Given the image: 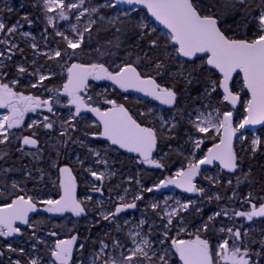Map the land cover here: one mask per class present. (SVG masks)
I'll use <instances>...</instances> for the list:
<instances>
[{
    "label": "snow or ice",
    "instance_id": "1",
    "mask_svg": "<svg viewBox=\"0 0 264 264\" xmlns=\"http://www.w3.org/2000/svg\"><path fill=\"white\" fill-rule=\"evenodd\" d=\"M26 6L22 0L20 8ZM137 6L146 9L163 30L158 31L148 23L147 17L135 16ZM32 7H39L44 15V33L51 28L54 36L60 38L57 47L44 52L35 42L31 43L33 54L55 62L66 74V79L60 86L48 87L45 81L52 80L57 75L55 71L38 65L36 59L30 64L13 60L17 53L23 56L24 49L11 37L23 23L33 24L29 14H23L10 26L0 19V45L5 46L0 50V109L7 110V114L0 115V146H3L0 147V161L7 163L8 146L13 138L20 142L17 152L39 161L43 150L39 147L37 130L41 128L48 133L59 128L58 135L63 139L53 145L57 157L61 154L60 148L72 144L85 146L83 140L73 137V133L78 131L79 120H86L84 114L92 113L100 130L84 132V136L109 142L102 150L88 148L96 158L95 163L105 166L104 171L90 166L83 168L93 181L100 182L99 186L90 182L93 192L103 196V182L117 175L115 170H110L106 158L111 146L136 153L141 158L140 163L156 169L167 167L164 158L169 153L182 156L186 164L150 187L137 180L139 190L131 201L126 199L128 188L123 189V195L117 193L114 201L111 195L107 202L97 201L98 218L88 221L89 235L84 237V242H79L78 235L56 239L48 247L47 260L39 255L37 244H45V241L36 236V224L29 214L38 213L42 208L48 213L70 212L75 217H87L88 202L93 197L78 199L72 168L58 166L57 161H52L50 168L58 172L52 181L60 190L58 199H37L27 193L20 194L25 192L21 182L12 179L9 183L7 176L22 169L0 165V237L7 239L20 235L17 222L32 228V238L36 242L31 245L28 264H72L74 249L81 254L79 264H85V259L87 264H174L173 257H178L179 264H264V231L253 234L243 225L236 227L235 223L232 226L224 223L225 218L232 221L243 218L248 222L264 218V196L258 197L250 191L239 200L235 189L231 195H207L208 190L195 182L202 173V166L214 162L228 173L241 172L236 177L237 185L241 178L249 184L256 182L251 179V165L243 171L245 155L240 153L254 161L258 153L264 155V141L253 138L247 149L242 148L239 153L233 141L246 126L264 124V0H35ZM109 11L111 15L106 14ZM73 18L76 23H71ZM60 21L68 22L67 30L59 26ZM102 32L110 33L103 44L98 39ZM20 35L35 40L31 32L24 31ZM44 40L47 46V35ZM60 44L63 47H59ZM5 61L12 62L15 67L11 79H8L9 65ZM236 76L242 78L241 90H246L247 100L242 101L241 93L233 87ZM22 80L25 81L23 85ZM161 80L165 82H159ZM91 81H110L124 92L143 93L167 106L168 114L151 108L142 111L141 117H151L145 124L134 118L124 104L100 93L103 104L109 106L102 110L93 106V97L87 95ZM18 85L25 89H44L52 95L42 99L39 95L18 90ZM61 96L67 98L66 104H62ZM238 103H243L245 115L234 125L233 111L228 106L235 109ZM54 105L69 108V116L63 120L54 119ZM38 109H45L52 116L44 115L42 120H33L24 126L25 115L36 113ZM22 126L32 130L30 135H16L12 131L22 129ZM181 132L183 144L179 143ZM239 139L246 138L241 134ZM208 140L214 142L204 151ZM172 141L178 146L174 147ZM161 145L169 152H163ZM26 147L35 151H25ZM158 150L159 159L153 158V153ZM77 159L83 166L84 160ZM23 171V183H26L33 178L32 172L27 166H23ZM37 171L43 180L44 170ZM204 178L213 186L220 183L217 177ZM128 179L131 182L132 178ZM170 185L185 193L198 194L202 199L199 202L191 198L176 199L175 207H172L168 204L170 198H166L163 208L159 202L147 203L144 209L140 208L138 202L145 200L144 193H153ZM227 185L231 188L233 181L227 180ZM222 200H238L241 206L248 205V209L221 205ZM212 201L217 203V210L207 214L205 219L204 205ZM106 203H111V208L106 209ZM129 211L143 215L135 225L139 230L129 229L125 240L120 234L124 233L125 225L132 222L122 214ZM149 213L159 219L158 225L155 220L149 221ZM102 222H107L101 229L103 234L93 238V228ZM146 224L148 231L145 233ZM189 227H195V232H189ZM174 230L176 234L172 235ZM181 233L193 238L184 239ZM206 234H218L220 239L210 243ZM48 235L56 237L58 234L52 231ZM6 253L26 254L24 248L8 243L6 251L0 249V264H4ZM8 264L22 262L8 256Z\"/></svg>",
    "mask_w": 264,
    "mask_h": 264
},
{
    "label": "trees",
    "instance_id": "2",
    "mask_svg": "<svg viewBox=\"0 0 264 264\" xmlns=\"http://www.w3.org/2000/svg\"><path fill=\"white\" fill-rule=\"evenodd\" d=\"M13 3H9L7 0H0V14H2L3 16H7L8 15V8H13V11L17 10L19 8V4H21L22 0H13ZM35 2V0H23V3H25L27 6L24 8H20V10L15 11L14 15H18V17H21L23 14L27 13L30 15L31 19L33 20V24L31 26H29L26 23L24 24V27H30L33 32L39 36L40 33L44 32V28L46 26V22L44 19V15L41 12L39 7H32L33 3ZM96 2H101V0H96ZM5 3V4H3ZM5 9H3L4 7ZM106 14L111 15V12H106ZM135 16H137L138 18L143 19V16L146 17V12L142 11V10H137L136 13H134ZM17 17V18H18ZM23 22V21H22ZM155 27V26H154ZM158 31L162 30L160 28H157ZM51 33L52 35V39L51 44L52 47H57L58 46V41L60 40L59 37H55L52 30L49 28L48 29V33ZM110 37V33H100L98 39L99 42L101 44L104 43V41L106 39H108ZM155 38V37H153ZM39 50L42 51L44 49V46L42 43H39ZM59 47H63L62 44L59 45ZM17 56L13 57V60L16 63H25V64H30L31 61L35 58H31L30 56V52H24L23 56H21L19 53H17ZM123 54V53H121ZM5 63H7L9 65V68L7 69L9 71V77L8 79L12 78V75H14L15 73V67L12 64V62H8L5 61ZM38 65H43L46 66L48 69L53 70L57 73L56 76L53 77L52 80L50 81H45V84L48 87H52V86H60L62 85V83L64 82V80L66 79V74L63 73L62 69L58 66H56L55 62H50V61H46V58L44 56L40 57L38 59ZM7 81V80H6ZM161 83H164L165 81L161 80L159 81ZM25 83L24 80H22L21 84L23 85ZM106 84H101V83H97L95 85H93L91 87V89H89L88 91V96H92L93 97V105L96 106L97 104H101L104 108L109 107L106 104H103L102 102V98L100 96V93H104V95H106L108 98L110 99H115L118 103L120 104H124L127 107H138L139 110L137 111V113L140 115V110L142 107V104L139 103H135V102H130L127 100L125 93H123L122 91H119L118 89L114 88L112 90H106L104 91L103 88H105ZM233 87L236 91H239L241 93V100L244 101L246 99H248L249 97L245 94L246 91L245 90H241L242 89V78L241 77H237L234 82H233ZM99 88H101V90H99ZM18 90H24L25 94H33V95H41L42 93H44V89H31V88H23L21 85L17 86ZM223 107V106H221ZM56 105H54V110L56 112V117H53L54 119L58 118L59 120H63L66 119L64 118L60 113H59V109H55ZM66 107L63 109L66 111ZM229 110L233 111V115L235 118V122L237 120H239L240 118L242 119L245 115L244 112V107H243V103H240L238 106L235 107V109H232L231 106H228ZM85 114H91V113H85ZM47 115H49L50 117L52 116L51 113H47ZM79 119V118H78ZM185 127H187V125H185ZM77 128L78 131L73 133V137L76 138L78 137L80 140H83L85 143V146H80V145H76V144H72L69 145L68 148H60V156L57 157V153L55 148L53 147V145H56L58 143L59 140L63 139L61 137H59L58 133H59V128L57 127V129L53 130L51 133L46 132V130L44 129H39L38 131V139L40 141V145L39 147L43 150L42 151V157L39 161H33L32 158L30 156H25L23 155V153L17 152L16 149L20 146V142L18 140H15L13 138V142L11 145L8 146V150H9V157L7 158V163H5L4 161H0V165H3L4 167H16V168H21L22 170L19 172H13V173H9L7 176V180L9 181V183L11 182L12 179L17 180L18 182H21V187H23L25 189V192H22L20 194H25L26 192H28L29 194H39L41 192H44V194H47L48 192H50L52 190L53 193H55L56 195L58 194V186L54 185L52 183L53 180H55L58 176V172L56 171V169L54 168H50V164L52 161H57L58 162V166H70L74 169V172L77 176V181H78V186H79V191H80V198L84 195H93V201H91L90 203H88V207L92 206L94 204V202L96 201V197L98 196V194L100 195V193L97 192H93L91 190V184L89 182H86V180L83 179L82 175L79 174L80 171L83 170L84 167L88 166V165H93L94 167L97 166H101V164H96L95 163V157L88 152V148L89 147H94V145L97 143L95 141L94 144H92V137L91 136H84V132H97L100 129L98 127H96V125H92L90 122L87 121V117L86 120L81 119L79 120V123L77 124ZM32 130H30L31 133ZM258 132L259 138L264 141V128L260 129ZM14 133H16V135H22L19 134L17 131H14ZM26 135V134H25ZM181 140L179 141L180 144L184 143L183 140V132H181ZM253 135L251 131H247V138L243 141L238 140L236 142V150L238 151V153L240 152V149H247V147L249 146L251 140L253 139ZM214 141L208 140L206 141V145L204 146V151L207 150V147H211L212 143ZM98 143H102V149H104L106 147L105 142L104 141H100ZM172 145L174 147L178 146L176 141H172L171 142ZM3 147V146H0ZM92 147V148H93ZM101 149V150H102ZM163 152H169V149L166 147H163ZM25 151H35V149H31L26 147ZM241 155H245V160L244 163L242 165V169L244 172L247 171L248 167L251 165L252 166V176L251 179L256 181L255 183L249 184L248 182L244 181L243 178H241V182L239 183V185L236 184V177L241 175V172H238L235 175H231L229 174L227 171H224L221 175V180L220 183L217 184L216 186H213L210 184V182L203 178L202 182H203V187H205L208 191H207V195H211L213 193H218L221 196H225V195H231V192L233 189H235L238 193V197L239 200L246 196L247 192H253L255 195L259 196H264V155L262 154H257V157L254 161H249L246 157L245 153H240ZM77 157H79L81 160H84V165L79 166V161L77 159ZM107 159L109 160V165L110 167L115 170H117V175L114 176L112 178L111 181H105V183H103V191H104V197L106 199L109 200V196L111 195L112 200H115V196L117 193H121L123 192L124 188H129V192H131V190L135 189V185L132 182L129 181H120L118 180L116 177L120 176L121 173H123L122 175L126 176L127 173L129 172L128 168L130 163L123 158L120 157H114L112 154H108L107 155ZM164 162L166 163L167 167L163 170L161 169H157V172L152 171L151 176L149 178V182H152L153 180H156L158 178V174H160L162 177H166V176H171L173 174V172L175 171L177 164H186V161L184 160V158L182 156H177L174 153H169L168 156H165L164 158ZM23 166H27L28 169L31 170L32 172V179L27 180L26 183H23V181L25 180V173L23 171ZM37 169H43L44 170V179L41 180L40 179V175L41 173L39 171H37ZM132 172V171H131ZM130 172V173H131ZM231 179L233 181V185L231 188H229V186L227 185V180ZM157 181H159V178L157 179ZM98 186L100 185V182L95 183ZM119 185L120 187L117 188L116 186ZM109 189H111V193L109 192ZM186 197V194H183ZM198 196V202L200 199H202L201 197ZM221 205L224 204H228L230 207L238 209V210H247L248 209V205H243L241 206V204L239 203L238 200H234L232 202H229L227 200H222L220 202ZM140 208H144L145 205H143V202H140ZM217 210V203L215 201H212L211 203H205L204 205V212H205V219L207 214H210L212 211ZM93 212V214H92ZM95 211H90L89 215L96 217V214H94ZM186 215V214H185ZM191 219V218H189ZM152 220L156 221V224L158 225L160 223L159 219L153 215H151L149 213V221L151 222ZM228 219L225 218L224 223L227 221ZM88 221H91L90 218H86L85 220L80 221L77 224H81V226H74V224H67L64 221L60 222V223H56V222H51L48 221L47 219H36L34 224H36V236L39 237L41 234H46L52 231L57 232L60 236H64L67 235L66 233V226H70L72 232L69 233V237H71L72 235H78L79 236V242L82 241V237L84 238L85 235L88 236L89 233L87 231V223ZM198 221H193V223H197ZM107 224V222H106ZM104 227L105 225H100L99 227ZM93 228L92 233L95 234L98 231V228ZM145 228L148 229V225H145ZM74 230H78L76 232H74ZM189 232H195V227H189ZM32 232L33 229H30V238L29 241L26 243V247L31 248V244L32 242H36L35 239L32 238ZM85 233V235H84ZM98 233V232H97ZM103 234V233H101ZM126 234V230L124 229V233L120 234L121 239H127ZM175 230L172 232V235H175ZM68 236V235H67ZM182 238H193L187 234L181 233ZM206 238H208L210 240V243H215V241L217 239H220L219 235L217 234L216 236H212L210 234H206ZM89 243H91V241H89ZM37 246H40L39 248L37 247L38 251H41V256H43L45 259H48V247H50L49 245L44 246L43 244H37ZM42 249V250H40ZM88 250V249H87ZM26 254L23 256V264H28V258L27 255L28 253L25 252ZM6 261H8V254L6 257ZM173 262L174 264H179V260L178 257H173ZM87 264V263H85Z\"/></svg>",
    "mask_w": 264,
    "mask_h": 264
},
{
    "label": "flooded vegetation",
    "instance_id": "3",
    "mask_svg": "<svg viewBox=\"0 0 264 264\" xmlns=\"http://www.w3.org/2000/svg\"><path fill=\"white\" fill-rule=\"evenodd\" d=\"M7 1H8V4L11 3V2H14L13 0H7ZM3 4H5V3H3ZM18 10H20V8L17 9V10H15V11H18ZM15 11L9 12L7 16H5V15L3 16L2 14H0V17H3V20L5 21V23H7L10 26V25L14 24L17 20L20 19V17H18V15H14ZM21 23H23V22L21 21ZM23 26H24V24H23ZM27 29H30V27H27ZM14 37H15L16 40L20 39V35L15 34ZM97 83H99V82H97V81H91L90 82V88L89 89H91V87L93 85L97 84ZM89 89H88V91H89ZM116 89H118L119 91H122L123 93H125V96H126V98H127L128 101L142 104L140 113L142 111L143 112H147V110L151 108V109L156 110L157 112H163L165 115L168 114L167 106L161 105L160 103L155 102V101L151 100L150 98L144 97V96H142L140 94H136V93H132V92H124L123 90H121V89H119L117 87H116ZM99 90H101V88H99ZM48 95L51 96V93L45 91L44 94H41L39 96H41V98L43 97L44 99H47V96ZM87 95H88V92H87ZM63 98L67 100L66 97H63ZM96 106L102 107L101 104H97ZM125 107L129 110L130 114H132L134 118H137L138 119V121L147 124L151 120V117L150 116L149 117H141L137 113V111L139 110L138 107H134V106L127 107L126 105H125ZM64 108L65 107H63L61 105H56V110L59 109V113L64 118H67L68 117V112L70 110H69V108L66 107L67 109L65 111V110H63ZM42 110L43 109H38L36 113H31V112L30 113H27L25 115L24 126H26L28 123H31L32 122V117L34 115L39 116L38 113L42 112ZM73 110L74 109H72V111ZM3 111H6L7 112L6 109H4ZM86 117H87V121L90 122L92 125H97L98 124V121L96 120V117H95L94 114H92V113L91 114H88V115L86 114ZM41 120H42V117H41ZM24 126H22V129H13L12 131L13 132L14 131H17L19 134H22V135H25V134L26 135H30V130H25V127ZM92 140H93L92 141V144H94L95 141L97 142L94 145V147L93 146L92 147L93 148H96L97 150H101L102 147H103L102 146V143H98V142L104 141V140H102V139H95L93 137H92ZM104 142H105L106 147H108V143L109 142H107V141H104ZM161 148H163V145H161ZM102 154H103V152H102ZM108 154H112L114 157H120V158L126 159L130 163L129 168H128L129 172L127 173V175L124 176V175H122L123 173H121L120 176H117L116 177L120 181H122V180L129 181L128 178L129 177L132 178L131 182L134 183L135 189L131 190V192L128 191V194L126 196V199H128L130 201H131V198H132L133 194H135L139 190V185L136 183L137 180H140L143 186L150 187L154 183L158 182L157 181L158 178H159V180L162 179V178H164L160 174H158L157 175L158 178L156 180H153L152 182H149V178L151 176L152 171L157 172V169L156 168H153L150 165L140 163V159L141 158L136 153H128V152H126L123 149H119L117 146H111V150H109V152L107 153V155ZM159 157H160L159 150L157 152H154L153 153V158L159 159ZM182 166H183V164H177V167H176L175 171L178 168L182 167ZM207 169H216V170H218V172H219V177H218L219 178V181L221 180L222 173L224 171H227V170H224V169L220 168L219 166L208 167V168L202 170L201 175L196 178L197 185L204 178V172ZM112 170H115V169L113 168ZM115 171L117 172V170H115ZM237 173H229V174L235 175ZM113 177H111L110 179H105V181H108L109 182V181L112 180ZM76 178H77V176H76ZM105 181L103 183H105ZM171 191H174V190H169L168 192H171ZM168 192H166V193H168ZM57 193L58 194L56 195L51 190L47 194H44V192H41L39 194H35V195L34 194H30V195H32L34 198H37V199H39V198L42 199V197H47V196L53 197L54 199H58L59 196H60V194H61L59 188H58V192ZM123 193L124 192H121L119 194H123ZM166 193H162L160 190L159 191H154L153 193H144L145 200L143 201V205H145L147 203L154 202L155 199L156 200L162 199V197H164ZM79 194H80V191L78 190V197H79V199H81ZM178 194L179 195L186 194V196L194 195V194L189 195V194H187L185 192H182L180 190H178ZM101 197L105 198L104 196H101ZM243 198L244 197H242L240 200H242ZM90 202H88V203H90ZM138 203L140 204V202H138ZM109 206L111 208V206H112L111 203H109ZM38 207H40V206H38ZM142 209H144V208H142ZM93 210L95 211L94 214H96V217L98 218V211H99V209L97 208L96 201L94 202V204L92 206L88 207L87 217H75L73 215H68V216H64L63 218L57 219V218L52 217L50 213L43 211L42 208H41V210L37 214H35V216H33L31 218V221L33 223L35 222L36 219H47L48 221L56 222V223H60V222H63L64 221L67 224H74V226L77 227V226H81V224H77L80 221L85 220L86 218H90L91 220H93L95 218L94 216L89 215L90 211H93ZM92 214H93V212H92ZM140 214H143V213L142 212L129 211V212H126V213L122 214V216L126 218V217L132 215V216H134V218H137V220H133V222L134 223H138L139 219L141 218L140 217ZM233 223H235V226L236 227H240L241 225H243V228L244 229H251L252 232H253V234H257V233H260L261 231H264V218H257V219L254 218V220L252 222H248V221L244 220L243 218H237L235 221L227 220L225 222V224L228 225V226H232ZM102 225H106V222H102ZM17 226L21 228V234L20 235L13 236V237H9L7 239H5L3 237H0V249H4L6 251V245L8 243H11L14 247L24 248L25 249V252L28 253L27 258L29 259L30 258V253L32 254V249L26 247L25 245H26L27 242H30L29 241V238H30L29 234H30V229L31 228H29L28 226H24L23 227L20 224H17ZM102 228H104V227L102 226V227H99L98 228V231H97L98 233L97 232L95 234L91 233L92 237L95 238L98 234L99 235H102L101 234L102 233V231H101ZM145 229L148 231L147 228H145ZM65 230H66V233H67L68 236L67 235L60 236L57 233L58 235L56 237H52V236H49L48 233H46V234H41L39 236V238H41V239H43L45 241V244H43L44 246H46V247H47V245L51 246V245H53L55 243V240L56 239H68V238H70L69 237V233L72 232L70 226H66V229ZM76 231H78V230H74V232H76ZM242 231H243V229H242ZM127 232H128V227L126 228V233ZM84 235H85V233H84ZM184 239H188V238H184ZM83 242H84V238L82 237V241H80V243H83ZM33 243H35V242H32V244ZM37 247L39 248L40 246H37ZM253 247H256V246L253 245ZM40 250H42V249H40ZM74 251H75V249H74ZM87 251L88 250L86 249L85 250V257L87 255ZM7 254H8V256H11L13 259L19 258L21 260L22 264H23V256L24 255L20 256L17 253H6V256L3 258L4 259V264H8V261H6ZM39 255L41 256V251H39ZM80 259H81L80 252H74L72 264H79ZM45 260H47V259H45Z\"/></svg>",
    "mask_w": 264,
    "mask_h": 264
},
{
    "label": "rangeland",
    "instance_id": "4",
    "mask_svg": "<svg viewBox=\"0 0 264 264\" xmlns=\"http://www.w3.org/2000/svg\"><path fill=\"white\" fill-rule=\"evenodd\" d=\"M11 3H13V2H11ZM19 8H20V4H19ZM18 8V9H19ZM3 9H5V8H3ZM52 15H54V14H52ZM71 23H76V21H75V19L73 18L72 20H71ZM7 24V23H6ZM67 24H68V22H64V21H60L59 22V26L62 28V29H64V30H67ZM79 26V25H78ZM51 29V28H50ZM52 30V29H51ZM24 31H28V32H31L32 33V36H34L35 37V40L33 41L31 38H28V39H26V38H24V37H22L21 35H20V33L21 32H24ZM17 35H20V39H18V40H16L15 39V37L14 36H12L11 37V39L13 40V42H15V43H17L19 46H20V48H23L24 49V52H30V56H31V58H35L36 59V61H37V63H38V59L40 58V57H42V56H34V54H33V50L31 49V47H30V44L31 43H33V42H35L37 45H38V47L40 46V44L39 43H42L43 44V46H44V49L41 51V52H44V51H48L50 48H55V47H52V44H51V39H52V35H51V33H49V34H45L44 32H42V33H40V35L39 36H37L34 32H33V30L30 28V29H27V28H25L24 26L22 27V28H20V30L16 33ZM45 35H47L48 36V44H47V46H46V44H45V40H44V36ZM4 45H0V50H3L4 49ZM18 55V54H17ZM16 55V56H17ZM5 82H7L6 80H5ZM112 86H110L109 84H106V86H105V88H103V90L104 91H106V90H111L112 88H111ZM42 94H44V93H42ZM52 95V94H51ZM50 97V95H48L47 96V98H49ZM42 99H44L43 97H42ZM60 100H61V102H62V104H65V103H67V100L66 99H64L63 98V96H61L60 97ZM247 100V99H246ZM56 109V108H55ZM74 111V110H73ZM47 111L45 110V109H43L42 110V112H40V113H38V115L39 116H36V115H34L33 117H32V121L33 120H41V117L43 118V116L44 115H47ZM4 114H7V112L6 111H0V115H4ZM42 114V115H41ZM68 116H69V112H68ZM84 116H86V114H84ZM243 119V118H242ZM241 118L239 119V120H237L235 123H234V125L236 124V123H238L240 120H242ZM241 134H243V136L245 137V138H247V132H244L242 129H241V131L239 132V133H237V135H238V140H240L239 139V137L241 136ZM252 135H253V137L254 138H256V137H259V135H258V132L255 130V131H253L252 132ZM187 154V153H186ZM103 155V154H102ZM199 155V154H198ZM107 158V157H106ZM79 166H81V164L79 163ZM92 167L94 170H97V171H104L105 170V166L104 165H102L101 164V166H97V167H94L93 165H88V166H86V167ZM110 170H112L111 169V167H110ZM79 174L80 175H82V177H83V179L84 180H86V182H92V183H97L98 181H93V178L90 176V175H88L84 170H82V171H80L79 172ZM205 176H210V177H219V172H218V170H216V169H207L205 172H204V177ZM78 182V181H77ZM91 184V183H90ZM201 185H203V182H202V180H201V182H199V184H198V186H201ZM129 189V188H128ZM28 195H30L28 192H26ZM124 194V193H123ZM123 194H121V195H123ZM197 194H194V195H191V196H183V195H179L178 194V191H176V190H174V191H171V192H168V193H166L165 194V196L164 197H162V199H160V200H154V202H159L160 203V205H161V208H163L164 207V200L166 199V198H170V199H168V204L170 205V206H172V207H175V204H174V201L176 200V199H179V200H181V201H185V200H187V199H189V198H191V199H193V200H196L197 202H198V196H196ZM86 196H89V195H84V196H82L81 197V200H83V199H85V197ZM92 197H93V195H91ZM116 197V196H115ZM114 197V198H115ZM48 198H53V197H50V196H47V197H42V199H48ZM94 198V197H93ZM40 199V198H39ZM54 199V198H53ZM94 200V199H93ZM99 200H105L106 202L108 201V199H106V198H103V197H101L99 194H98V196L96 197V202L97 201H99ZM130 201V200H129ZM105 208L107 209V208H110V206H109V203H106L105 204ZM143 214H140V217L142 216ZM125 218V217H124ZM127 219H129L132 223L131 224H129V225H125V227H124V229L126 230V228L128 227V231H129V229H132V230H139L138 228H135V225L137 224V223H134L133 222V220H137V218H134V216H132V215H130V216H128V217H126ZM143 231L146 233L147 232V230L145 229V226H144V229H143ZM129 246H131L130 244H129ZM74 252H79V251H74ZM31 254V253H30ZM87 256V255H86ZM85 262L87 263V260H85Z\"/></svg>",
    "mask_w": 264,
    "mask_h": 264
},
{
    "label": "water",
    "instance_id": "5",
    "mask_svg": "<svg viewBox=\"0 0 264 264\" xmlns=\"http://www.w3.org/2000/svg\"><path fill=\"white\" fill-rule=\"evenodd\" d=\"M121 7H126V6H124V5H121ZM137 9L138 10H143V11H145L146 13H147V10L146 9H144V8H142L141 6H137ZM148 14V13H147ZM148 16L161 28V29H163V26L162 25H159L158 24V22H156L155 20H154V18H152L151 16H150V14H148ZM238 76H236V77H234V80L237 78ZM234 80H233V82H234ZM99 82H101V83H108V82H110V81H99ZM246 91V90H245ZM128 92H132V93H136V94H140V95H142V96H144V94L143 93H138V92H135V91H133V90H129ZM144 97H146V96H144ZM147 98H150L151 100H153V101H155V102H158V101H156V100H154V99H152L151 97H147ZM159 103V102H158ZM240 103H238L236 106H238ZM0 110H3V109H0ZM234 122V121H233ZM262 128H264V124H258V125H248V126H246L243 130L244 131H254V130H260V129H262ZM236 140H237V135H236V138H234V141H233V144H234V148H235V145H236ZM236 149V148H235ZM213 166H219V163L218 162H214L212 165H205V166H202V170H204V169H206V168H208V167H213ZM70 167V166H69ZM220 167V166H219ZM221 168V167H220ZM73 170V169H72ZM225 170V169H224ZM73 175L75 176V178H76V174H75V172H74V170H73ZM76 181H77V178H76ZM196 182V181H195ZM169 190H180V191H182V192H184L182 189H179V188H176L175 186H172V185H170V186H168L167 188H162V189H160V191L162 192V193H166V192H168ZM187 194H189V195H191L190 193H187ZM76 196H77V198L79 199V197H78V184H77V182H76ZM35 214H37V213H30L29 214V217H30V220H31V218L33 217V216H35ZM51 214V216L52 217H54V218H57V219H60V218H63L64 216H68V215H73L72 213H70V212H66V213H63V214H54V213H50ZM74 216V215H73ZM257 219V218H256ZM17 224H19V222H17ZM20 225H22V224H20ZM23 227L24 226H27V225H22Z\"/></svg>",
    "mask_w": 264,
    "mask_h": 264
}]
</instances>
